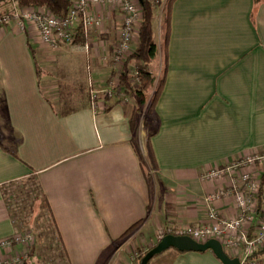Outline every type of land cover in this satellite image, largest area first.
Instances as JSON below:
<instances>
[{
  "label": "crops",
  "instance_id": "0c3cea01",
  "mask_svg": "<svg viewBox=\"0 0 264 264\" xmlns=\"http://www.w3.org/2000/svg\"><path fill=\"white\" fill-rule=\"evenodd\" d=\"M162 7L152 65L162 61L167 31L166 61L151 133L140 123L133 129L134 98L106 106L89 99L90 87L102 88L112 69L108 48L119 10L104 12L88 50L62 44L83 58L84 71L73 61L60 70L62 45L42 41L31 20L21 26L11 16L0 25V260L23 249L1 244L16 228L3 193L9 180L33 177L63 264H124L125 252L139 260L151 233L156 242L169 227L206 220L204 196L232 179L203 178L205 169L264 148V0H171L167 25ZM21 9L17 0H0V14ZM49 66L58 78L42 76ZM244 168L264 173L257 162ZM215 205L225 216L238 213L232 193ZM161 253L153 264H223L210 249ZM256 259L264 264V251Z\"/></svg>",
  "mask_w": 264,
  "mask_h": 264
},
{
  "label": "built area",
  "instance_id": "2783aa9c",
  "mask_svg": "<svg viewBox=\"0 0 264 264\" xmlns=\"http://www.w3.org/2000/svg\"><path fill=\"white\" fill-rule=\"evenodd\" d=\"M69 2L70 8L65 15H56L44 6H29L12 14L1 13L0 25L8 22L11 16L21 26L23 20H31L41 40L50 46L65 44L88 50L92 39L90 35L101 28L104 12L119 10L121 25L115 34L109 54L113 62L111 72L102 88L90 87L89 98L91 101L102 98L103 102L104 100L111 102L115 99L128 100V94L123 86L118 85L119 72L123 61L133 51L137 42V31L142 16L139 0H69ZM79 34H83L88 39L86 38L82 43L77 42L76 38ZM102 57L105 58V55ZM130 72L133 73L131 81L136 84L139 70L134 66ZM103 105L106 106V102ZM256 162L264 165V148H255L237 156L231 162L215 164L205 169L202 173L203 178L229 176L232 179L231 186H220L204 196L205 221L199 224L169 227L168 231L172 234L187 235L196 241L216 238L229 256L238 258V264H257L256 254L264 246V178L261 177L260 168L255 170L244 168V165ZM230 193L233 194L238 213L234 216H225L218 210L215 201ZM47 220L51 221L50 217ZM12 242L21 244L22 252L0 260V264H22L27 259L28 246L33 242V238L30 233L24 235L14 233L2 240L1 244L9 245Z\"/></svg>",
  "mask_w": 264,
  "mask_h": 264
},
{
  "label": "trees",
  "instance_id": "16d2710c",
  "mask_svg": "<svg viewBox=\"0 0 264 264\" xmlns=\"http://www.w3.org/2000/svg\"><path fill=\"white\" fill-rule=\"evenodd\" d=\"M257 1L259 0H255V2ZM139 2L142 8V16L137 31V42L133 48V51L129 53L126 56V59L123 61L122 68L119 72L118 85L123 86V89L128 94L129 98L136 99L130 110L133 129L136 128V125L141 121L143 129H146L147 132L149 130V132L151 133L155 121L154 103L160 92L164 79L163 74H164V69H165L164 67L166 61L165 46H166L167 31L161 43V48L164 56L162 55L161 63L158 64V66L156 65L154 66L152 65V63L156 58L159 57V51H160L159 44L155 40V29L153 24L154 10L158 2H152L150 0H139ZM170 3L171 0H166L164 2L161 11L162 12L161 20H164L166 25H167ZM17 4L19 7L22 8L29 6H44L47 7L52 13L56 15H65L68 13L70 8L69 0H17ZM86 38L87 37H85L83 34H79L76 38V41L82 43L85 41ZM111 50H112V44H110L108 48L109 54L111 53ZM108 61H111V65H113L111 58L108 57ZM134 66L137 67L139 70L138 81L136 82V84H133L131 81L133 73L130 72V69L133 68ZM106 101L107 100H104V102ZM117 101H121V100L115 99L112 102H117ZM261 177L264 178V173L261 174ZM9 184L15 185L16 190L14 194L18 193L23 197V199H28V198L30 199L28 202L29 209H31L32 213L36 214L37 217L39 214H42V211L44 209L45 212L48 213L52 225V230L48 233L49 235L51 234L50 237L51 242H54L55 240L58 242V245L56 247L59 248V255H60L61 241L55 230L53 217L50 213V209L48 204L46 203L45 198L42 196V193L40 192V189L38 188L37 184L33 181V177L27 175L25 177L9 180L3 187V193L5 196L4 198L5 201L7 202L8 209L10 210L9 212L16 227L17 225L18 226L21 225V223L16 220L18 218L17 216L20 213L19 210H16L19 208L16 206V204L18 205L19 200H16V198L13 199L8 198L7 195L10 192L9 187L11 186ZM25 184H29V185L26 186ZM19 191H22L23 193ZM136 223L137 222L131 224L122 233V235L127 233ZM155 243L145 247L144 250L139 249L138 252L140 254L138 255V257L144 254ZM262 251H264V246L258 251V253ZM33 254H34V244L30 246L28 250V256L29 255L31 256ZM22 264H28V259L23 261Z\"/></svg>",
  "mask_w": 264,
  "mask_h": 264
},
{
  "label": "rangeland",
  "instance_id": "374dc122",
  "mask_svg": "<svg viewBox=\"0 0 264 264\" xmlns=\"http://www.w3.org/2000/svg\"><path fill=\"white\" fill-rule=\"evenodd\" d=\"M163 2L164 1L158 2L157 6L155 8V16L153 18V24H154L156 36H158V19H157L158 12H159L161 4L164 5ZM160 11H162V10H160ZM160 14L162 16V12ZM161 19H162V17H161ZM160 27H162V26L160 25ZM65 47H67V46H65ZM63 48L64 47L62 45L60 52H57V58H58V61L56 64L57 67H59V65H61L60 70L61 69L68 70L69 64H66V63L71 64L70 61H73L77 67L79 66V63H80V65L83 67L82 69L84 71L83 58L80 55H76L75 57L70 56L69 52H67V49H63ZM50 53H52V52H50ZM44 65L41 64V67H43ZM49 67H50V70H52L54 68V67L51 68V66H49ZM47 72L48 71L44 70L42 73V76L51 75V76H54L55 78L59 77V74L56 73V70H52L51 73H49V72L47 73ZM53 84H54L53 88H55L56 83H53ZM67 89H68V87H66V86L62 87V92H64L66 94ZM54 91H56V88ZM133 101H136V99H134ZM140 120H141V118H140ZM140 124H141V121H140ZM140 126H141L140 129H142L143 128L142 124ZM0 131H2V130H0ZM144 135H145V133L140 136V142L141 143L139 145V149H140L141 153L144 150V148H143L144 147V139H145ZM3 139H4L3 141H6L5 138H3ZM6 144L10 145V140H8ZM9 185H11V184H9ZM25 185L28 186L29 184H25ZM26 186H25V188H26ZM9 188H10V192L7 195L8 198H10V199L17 198V200H19L18 205L16 204V206L19 208L16 210H19L20 213L17 216L18 218L16 220L18 222H20L21 225L16 226L14 233L16 235H24V234L30 233L32 235V238H33V242L28 246V248H30V246L32 244H34V254L31 256L30 255L27 256V259L30 257L29 258L30 262L33 264H63L64 261H63L62 257L59 255V248L56 247L58 245V243L55 241L51 242V239H50L51 234L49 235V233H48L52 230L51 221H49V220L46 221V219L49 218L48 213L45 212V209L43 211L41 209L42 214H39L37 217L36 214H33L32 210L29 209L28 202L30 199L29 198L23 199V197L21 195H19L18 193L14 194L15 190H16L15 189L16 187L14 184L11 185ZM19 192H22V191H19ZM23 196H24V194H23ZM22 215H24V216H22ZM155 238H156L155 235L153 233H151V239L147 240L146 243H148L150 245L153 244L155 242ZM161 256H163V253L155 254L153 257L149 258V260L146 262V264H153L156 260L161 258ZM129 258L130 257L127 255V252H125L124 264H141L140 262H138V261H140L141 257L139 258L138 261L137 260L131 261Z\"/></svg>",
  "mask_w": 264,
  "mask_h": 264
},
{
  "label": "water",
  "instance_id": "95a60500",
  "mask_svg": "<svg viewBox=\"0 0 264 264\" xmlns=\"http://www.w3.org/2000/svg\"><path fill=\"white\" fill-rule=\"evenodd\" d=\"M169 246L178 250L203 251L210 249L223 264H238V258L235 256H229L223 249L222 244L216 238H209L205 241H196L187 235L172 233L165 234L160 240H158L141 256L139 262L141 264H146L149 258Z\"/></svg>",
  "mask_w": 264,
  "mask_h": 264
}]
</instances>
